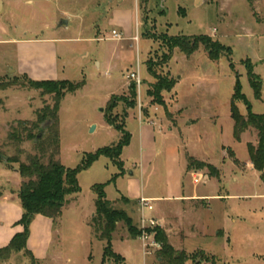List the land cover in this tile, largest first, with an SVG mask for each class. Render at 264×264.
Here are the masks:
<instances>
[{"label":"rangeland","instance_id":"obj_1","mask_svg":"<svg viewBox=\"0 0 264 264\" xmlns=\"http://www.w3.org/2000/svg\"><path fill=\"white\" fill-rule=\"evenodd\" d=\"M2 5L0 144L5 153L19 154L8 137L13 126L19 120H35L38 110L54 104L52 94L28 87L23 75L33 81L85 80L82 89L67 93L61 101L58 158L66 168L82 166L88 153L120 141L123 134L105 118L112 95L124 96L117 100L112 118L121 123V115L127 111L125 128L133 134L121 155L124 170L101 156L78 174L81 191L69 196L64 215L56 221L52 248H59L64 255L55 264H102L105 241L97 238L92 225L96 184L105 183L108 199L136 221L141 209L124 206L119 198L135 201L143 184L159 191L170 185V193L175 194L182 180L187 189H193L195 173L202 176L196 183L198 192L210 204L201 199L158 202L161 205L155 206L158 226L172 246L195 254L197 264H264V186L247 147L256 140V132L237 140L231 115L237 81L253 112L264 113V0H2ZM65 18L69 23L59 26ZM115 28L123 38L112 35ZM165 35H208L229 51L211 60L204 46L193 54L175 48L164 64L165 52L170 53L162 39ZM16 39L26 40L15 44ZM150 57L157 61L154 69L161 80L175 83L163 93L165 104L153 103L148 96L152 83L157 82L146 67ZM250 69L262 84L261 99L255 95ZM132 72H140L142 80L135 99L129 92ZM132 101L136 108H131ZM237 104L241 113L247 114L245 101ZM139 111L156 122V139L155 133L150 138L145 135V146L150 147V155L161 152L153 160L154 172L143 179ZM40 134L47 145L45 153L33 141H26L22 160L43 153V161H49L54 149L52 132L46 128ZM148 157L146 154L145 164ZM189 157L205 166L190 168ZM21 181L15 170L0 166V198L4 191L18 192ZM143 213L147 218L156 216L154 210ZM2 216L0 243H5L11 239L5 234L13 238L25 230V224L21 220L13 224L12 214ZM34 220L29 227L28 250L30 241L45 247L49 236L48 225L38 222L31 235ZM116 233L113 247L124 257L123 264H164L156 246L145 254L141 239H121L129 235L122 223ZM16 255L13 264H35L23 251ZM196 263L189 259L185 264Z\"/></svg>","mask_w":264,"mask_h":264},{"label":"trees","instance_id":"obj_2","mask_svg":"<svg viewBox=\"0 0 264 264\" xmlns=\"http://www.w3.org/2000/svg\"><path fill=\"white\" fill-rule=\"evenodd\" d=\"M145 1V0H141ZM164 39V45L170 53L165 52V64L174 52L175 48L182 50L187 54H193L200 46H204V49L208 52V56L211 60H217L220 56L229 51L225 48L219 40L213 39L208 35L197 36H167L162 37ZM157 65V61L154 57H150L147 61L146 67L148 72L152 74L157 82L152 83L148 90V96H151V100L156 104H165L163 100V93L171 90L174 86V82L171 79L158 76L154 66ZM250 81L255 91L257 98L261 99V82L258 81L257 76L253 73L252 69L249 71ZM28 81V87L34 89H41L43 94H52L53 103L47 104L45 107L37 111V118L35 120H19L16 126H13L8 137L9 141L15 145L17 153L16 156H9L5 153L4 145L0 144V166L5 168H11L16 170L21 176L22 181L20 183V189L18 191V197L22 203L24 213L21 221L25 224V230L16 234L9 245L0 249V262L8 259L14 252H25L30 257V260L38 264L32 251L27 249V241L29 238L30 224L34 220L37 214H42L53 220L58 219L63 214L64 207L69 203V196L81 191V186L78 184V174L91 166L101 156H106L114 161V163L124 170L123 160L121 155L123 153V147L128 145L132 140V134L125 128V119L127 111L124 112L123 121L117 123V118H112L111 114L118 106V99L124 96L112 95L109 102V112L105 114L106 121L114 129L121 133L122 137L120 141L112 146L101 147L95 153H88L86 160L82 166L76 168H66L58 156L61 154V137L59 135V129L57 125L60 122L59 111L61 108V101L67 95V93H76L83 88L85 80L82 82H73L71 80H50L39 81L28 79L26 75H23ZM136 82H132L129 92L132 98H136L138 95ZM8 84H2V87H7ZM124 99V98H123ZM125 100L128 101V98ZM244 100L248 107L247 114L241 113L237 102ZM131 108L135 107L137 103L131 102ZM146 110L144 109V112ZM231 115L234 120V136L237 140H241L242 135L250 128L258 132V142L253 144L249 142L247 144L251 163L255 169L261 172V180L264 182V113H255L252 110L251 103L248 98L242 93V86L239 81L235 88L233 95ZM116 117V116H115ZM49 133L52 132V138L54 149L52 150L51 157L46 163L43 161V153H45L46 142L38 137L39 133H43L46 130ZM26 141H33L37 148H40L41 154H30L27 160H22L21 154L24 153L22 149L23 144ZM50 142V141H49ZM51 143V142H50ZM14 165H18L17 167ZM189 167L197 168L204 167L203 162H197L193 157H189ZM106 184H96L93 187L96 193V210L93 216V227L97 238L105 241L103 262L111 261L112 264H123L124 257L118 254L113 249V240L117 235V231L121 225L129 232L131 239H136L141 236L142 232L135 223L134 219L129 216L127 211L122 208H116L114 203L108 199L106 194ZM123 200L128 201L126 197ZM148 231H154L156 233V239L161 244L159 249V258L164 264H185L187 260L196 261V255H189L184 250H177L172 246L168 240V235L165 230L160 226H155ZM196 263V264H197Z\"/></svg>","mask_w":264,"mask_h":264},{"label":"crops","instance_id":"obj_3","mask_svg":"<svg viewBox=\"0 0 264 264\" xmlns=\"http://www.w3.org/2000/svg\"><path fill=\"white\" fill-rule=\"evenodd\" d=\"M114 2V0H113ZM117 29V28H116ZM22 40H26V39H16V41L14 42L15 44L16 43H20V41ZM98 65L101 66V63L99 61ZM136 108V107H135ZM138 117H140V133H141V139H140V142H141V145H142V149L144 150V153H143V162L140 164L141 166V176H142V179L143 177H146V175H148V173H152L154 172L155 168L154 166H152L153 164V160L155 159V157L159 154H161V152L158 151V153L156 152L154 155H150L151 154V150H150V147L149 146H145L144 144V137L145 135H147V138H150V134H154L156 131H155V125H156V122L153 121V120H150V117L149 116H145L144 114V117H143V114H141V111H139V114H138ZM146 117V118H145ZM160 132H161V128H159ZM146 130V132H145ZM250 131H255L254 129L250 128L249 131L247 130V132H245L242 137L244 135H247V138H248V134ZM256 133V140L255 141H250L252 142L253 144H257L258 142V132L255 131ZM156 135L157 133H155V139H156ZM133 136V134H132ZM242 139V138H241ZM155 143V142H154ZM248 143V142H247ZM154 150V149H153ZM153 152V151H152ZM146 154H149L150 158L147 162V164H145V156ZM251 162V160H250ZM252 164V163H251ZM252 166L254 167V165L252 164ZM255 169V167H254ZM257 170V169H256ZM258 171V170H257ZM16 173H18L16 170H15ZM260 173V179H261V172L259 171ZM149 174V175H150ZM192 181H193V177H192ZM180 182V185H179V192L178 193H175V194H171L170 192V185H167L166 189H162L161 191H159L157 188H154V189H149L148 187H146L144 184L142 185L140 191H139V195L138 197H136L135 201L134 200H131L129 199L128 197L126 196H122L121 198H119V200L123 203L124 206H129V208H131L132 210H138L140 209V200L141 198H146V199H150L151 202H153L154 204V207H158V202H168V201H171V202H183V201H190V202H199L201 201V199H207L209 200L208 198L204 197V195L201 193L198 192V189H197V184L193 181V183L195 184L194 188L193 189H187L185 187V183L182 182V180H179ZM263 182V180H262ZM263 186H264V182H263ZM12 192V191H11ZM176 192V191H175ZM14 195L16 196L17 198H12L11 195ZM7 193L4 191V195L0 198V214H2L4 217L5 214H12L14 215V218L11 219V222L14 224L15 221L17 220H21L22 216H23V213H24V209H23V206H22V203L19 202V199H18V192L16 193ZM123 197H126L128 199V201L126 200H123ZM113 202V201H112ZM113 203H116V202H113ZM209 204H210V200H209ZM210 205H208L209 207ZM64 214L61 215V217L63 216ZM94 215H95V212H94ZM93 215V216H94ZM154 217H158L159 214H157V209L154 208ZM129 216H131L129 214ZM11 217V216H10ZM61 217H59L58 219L56 220H53L51 218H48L42 214H37V216H35V220L32 224V236H34V225L37 224H40V226H42L43 224H45L46 226L48 225V234L49 236L47 237V243L45 245V247L43 246H40L41 245V242L37 241V243L35 244H30V242L28 243L29 245V248L31 249L30 251H32V253L34 254L35 258L37 260H39L42 264H55L58 262V260L60 259V257L62 255H64L60 250L59 248L56 249V248H52V244L55 240V233H56V221L57 220H60ZM133 218V216H131ZM5 218V217H4ZM141 218V217H140ZM140 218L137 217V220L135 221V223H137V225H140ZM203 220H204V217H203ZM5 221L3 222V225H4ZM203 223V222H202ZM39 227V226H38ZM19 228V227H17ZM11 235L8 234H5V237H9L11 238L10 241L7 243H0V249L1 248H4L5 246L9 245L10 242L12 241V239L16 236L12 238L10 237ZM32 238V237H31ZM139 239H141L140 237H137ZM115 239H117L115 237ZM114 239V240H115ZM121 239L125 240H129L131 239L128 235V233L126 235H124L123 237H121ZM31 240V239H30ZM113 240V241H114ZM142 241V240H141ZM105 246V245H104ZM113 246H114V243H113ZM142 246H143V243H142ZM41 247V248H40ZM114 249V247H113ZM144 249V248H143ZM184 249V248H183ZM104 250V249H103ZM116 251V250H115ZM117 252V251H116ZM17 252H14L8 259V261H6L4 264H13L14 261H15V258L17 257L16 255ZM25 253V252H24ZM118 253V252H117ZM144 253L145 254H149L146 252V250L144 249ZM26 254V253H25ZM118 254H121V253H118ZM122 255V254H121ZM29 260H30V257H29ZM110 262V261H109Z\"/></svg>","mask_w":264,"mask_h":264},{"label":"built area","instance_id":"obj_4","mask_svg":"<svg viewBox=\"0 0 264 264\" xmlns=\"http://www.w3.org/2000/svg\"><path fill=\"white\" fill-rule=\"evenodd\" d=\"M112 35H114V37L116 38H123V35L121 32H119L118 29H114L112 30ZM131 78L134 79V81L136 82V84H138L139 88H141L142 86V80L140 77V72H132V75L130 76ZM202 176H200V174H193V181L195 183H199L201 182V178ZM154 204L153 202H151L150 199H146V198H141L140 200V209L142 211L141 214V218H140V229H141V240L143 243V248L146 250L147 253H151V248L153 246H156L157 248L160 249L161 244L157 241L156 239V233L154 231H148L149 229H152L153 227L157 226L158 224H160V221L152 216V218H147L145 216V214L143 213V211L145 209L152 211L154 210Z\"/></svg>","mask_w":264,"mask_h":264},{"label":"water","instance_id":"obj_5","mask_svg":"<svg viewBox=\"0 0 264 264\" xmlns=\"http://www.w3.org/2000/svg\"><path fill=\"white\" fill-rule=\"evenodd\" d=\"M3 7V5H2V0H0V9ZM69 23V20H67L66 18L65 19H63L60 23H59V26H62V25H65V24H68ZM94 128H95V126H93L92 127V130H94ZM41 134L39 133L38 134V137L40 138L41 136H40Z\"/></svg>","mask_w":264,"mask_h":264}]
</instances>
